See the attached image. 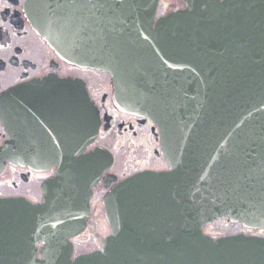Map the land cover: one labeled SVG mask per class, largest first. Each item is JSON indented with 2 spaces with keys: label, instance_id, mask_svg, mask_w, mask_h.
<instances>
[{
  "label": "water",
  "instance_id": "1",
  "mask_svg": "<svg viewBox=\"0 0 264 264\" xmlns=\"http://www.w3.org/2000/svg\"><path fill=\"white\" fill-rule=\"evenodd\" d=\"M159 1L31 0L60 58L109 73L115 105L156 123L169 170L114 175L103 199L111 232L74 256L71 238L87 228L92 188L114 160L85 152L99 109L79 78L10 89L0 98L12 137L4 156L23 163L35 90L39 105L61 108L60 142L44 146V163L60 167L41 203L0 198V264H264V236L204 232L216 219L264 229V0H186L156 18Z\"/></svg>",
  "mask_w": 264,
  "mask_h": 264
},
{
  "label": "flooded vegetation",
  "instance_id": "2",
  "mask_svg": "<svg viewBox=\"0 0 264 264\" xmlns=\"http://www.w3.org/2000/svg\"><path fill=\"white\" fill-rule=\"evenodd\" d=\"M30 2L31 0H0V98L14 87L32 86L51 75L79 78L85 83L100 114L98 134L85 152L102 148L110 150L114 155L112 164L101 171L92 188L88 229L95 216L94 207L103 205L110 179L115 176L121 179L146 170L164 171L169 169V165L162 154L155 123L148 118L122 111L115 105L114 80L110 74L79 67L60 58L36 28ZM186 6V0H160L157 17ZM38 96V92L34 90L33 99L24 106L27 113L22 140V164L12 163L4 156L5 147L12 137L0 115V198H23L39 204L45 197L46 181L56 177L59 171V162L53 165L44 163V146L46 143L54 145L56 140L58 144L60 142V118H57L56 125L52 110L61 108L50 107L51 101L49 106L39 105ZM59 154V149L57 152L53 150V157H59ZM74 246L76 247L75 242ZM101 246L102 241L85 252L100 249ZM77 254L79 253L74 249V255Z\"/></svg>",
  "mask_w": 264,
  "mask_h": 264
},
{
  "label": "rangeland",
  "instance_id": "3",
  "mask_svg": "<svg viewBox=\"0 0 264 264\" xmlns=\"http://www.w3.org/2000/svg\"><path fill=\"white\" fill-rule=\"evenodd\" d=\"M174 1V0H169ZM94 219L91 222L90 227L80 236H78L76 239H74V242L76 244L75 250L76 253H82L88 250H91L98 246L102 239L106 237L108 234H110V226L108 222L104 219V207L103 205H97L94 207ZM263 229L259 231H250L247 229H244L242 225L237 223H232L223 219H219L214 221L211 225L205 226L204 231L205 233L213 236H223L228 234H236L241 231H246L248 233H260ZM97 237V239H95Z\"/></svg>",
  "mask_w": 264,
  "mask_h": 264
},
{
  "label": "snow or ice",
  "instance_id": "4",
  "mask_svg": "<svg viewBox=\"0 0 264 264\" xmlns=\"http://www.w3.org/2000/svg\"><path fill=\"white\" fill-rule=\"evenodd\" d=\"M254 235H256V233H254ZM258 235L264 236V230H262L260 233H258ZM101 251H102V249H101Z\"/></svg>",
  "mask_w": 264,
  "mask_h": 264
}]
</instances>
